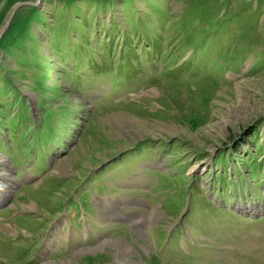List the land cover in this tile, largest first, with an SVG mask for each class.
Segmentation results:
<instances>
[{
  "label": "rangeland",
  "instance_id": "obj_1",
  "mask_svg": "<svg viewBox=\"0 0 264 264\" xmlns=\"http://www.w3.org/2000/svg\"><path fill=\"white\" fill-rule=\"evenodd\" d=\"M0 176V264H264V0H0Z\"/></svg>",
  "mask_w": 264,
  "mask_h": 264
},
{
  "label": "trees",
  "instance_id": "obj_2",
  "mask_svg": "<svg viewBox=\"0 0 264 264\" xmlns=\"http://www.w3.org/2000/svg\"><path fill=\"white\" fill-rule=\"evenodd\" d=\"M122 234H125V235L127 236V235H129L130 233H129V232L127 231V229L125 228V229L122 230ZM159 257H161V256H159ZM87 259L90 260L91 257L89 256V257H87Z\"/></svg>",
  "mask_w": 264,
  "mask_h": 264
},
{
  "label": "bare ground",
  "instance_id": "obj_3",
  "mask_svg": "<svg viewBox=\"0 0 264 264\" xmlns=\"http://www.w3.org/2000/svg\"><path fill=\"white\" fill-rule=\"evenodd\" d=\"M2 176V175H1ZM0 176V177H1ZM1 179H3V178H1ZM3 191H5V192H9V191H7L6 189H5V187H3V188H1ZM10 189H12V187H10ZM3 193V192H2Z\"/></svg>",
  "mask_w": 264,
  "mask_h": 264
}]
</instances>
